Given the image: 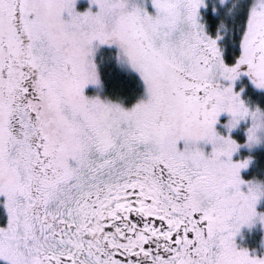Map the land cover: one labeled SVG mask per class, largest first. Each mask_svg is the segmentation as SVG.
<instances>
[{"label": "snow or ice", "instance_id": "1", "mask_svg": "<svg viewBox=\"0 0 264 264\" xmlns=\"http://www.w3.org/2000/svg\"><path fill=\"white\" fill-rule=\"evenodd\" d=\"M79 3L0 0V264H264V0Z\"/></svg>", "mask_w": 264, "mask_h": 264}, {"label": "trees", "instance_id": "2", "mask_svg": "<svg viewBox=\"0 0 264 264\" xmlns=\"http://www.w3.org/2000/svg\"><path fill=\"white\" fill-rule=\"evenodd\" d=\"M102 82L106 88V93L112 98H122L128 104L136 102L143 93L141 80L127 68H121L115 62H110L102 74ZM241 140L242 137H239ZM256 163L251 167V171L246 176L251 177L253 174L261 175V169H264V149L254 154ZM259 244V243H258ZM257 246V243H255Z\"/></svg>", "mask_w": 264, "mask_h": 264}, {"label": "rangeland", "instance_id": "3", "mask_svg": "<svg viewBox=\"0 0 264 264\" xmlns=\"http://www.w3.org/2000/svg\"><path fill=\"white\" fill-rule=\"evenodd\" d=\"M87 6H88V0H80V3H79V5H78V7H79L81 10H83V9L86 8ZM227 14H228V13H227V10H226L225 13H224V15L227 16ZM113 62H114V61H113ZM108 64H109V63H106V64L102 65V67H101V74H103V71H104L105 67H106ZM127 69H128V68H127ZM128 70L131 71V72H133L135 75L138 76V74H136L134 71H132V70H130V69H128ZM102 76H103V75H102ZM138 77H139V76H138ZM139 79H140V77H139ZM140 80H141V79H140ZM141 84H142V89H143V93H144V85H143L142 81H141ZM86 92H87L88 95H97V94H99V95H101L102 97H109V98H111V99H113V100H121V99H122V98H112V97L108 96L107 94H105V93H106V88H105L104 84H103V88H102V89L90 86V87L86 90ZM143 93H142V95H141L140 97L143 96ZM122 101H123L125 107H131V106L134 105L138 100H137L136 102H134V103H130V104H128L124 99H122ZM246 127H247V125H243V126H242V129H241L240 131L234 133V135H236L238 138H239V137H242L241 141H243V139H244L243 128H246ZM263 149H264V147L258 148V149L253 153V155L256 154L257 152L263 150ZM248 154H249V152H248L247 149H243V150H242V153H241L242 156H247ZM253 166H254V165H253ZM253 166H252V167H253ZM250 171H251V170H249V172H250ZM245 175H246V173H245ZM0 215H2V213H0ZM262 236H264V230H261L259 227H257L256 229H253L251 233H250L248 230H245V232H244V239L241 240L240 242H241L242 244L246 245V246H249V247H257V246L259 245L258 243L260 242ZM255 243H257V246L255 245Z\"/></svg>", "mask_w": 264, "mask_h": 264}]
</instances>
